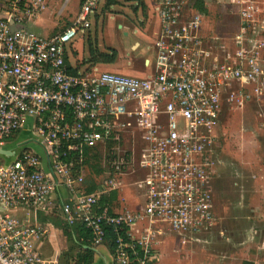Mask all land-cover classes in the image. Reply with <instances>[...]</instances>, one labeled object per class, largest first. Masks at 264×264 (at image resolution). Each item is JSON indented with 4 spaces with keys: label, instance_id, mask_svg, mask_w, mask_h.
Returning <instances> with one entry per match:
<instances>
[{
    "label": "built area",
    "instance_id": "1",
    "mask_svg": "<svg viewBox=\"0 0 264 264\" xmlns=\"http://www.w3.org/2000/svg\"><path fill=\"white\" fill-rule=\"evenodd\" d=\"M45 1L0 0V13L20 25L12 28L0 17V147L30 117L50 168L71 193L60 206L65 222H83L92 244L113 227L115 264H154L162 225L183 239H197L214 223L216 128L223 104L237 96L240 103L264 107V0H231L237 30L220 52L212 47L218 36L207 33L205 12L185 0H151L152 56L143 58L149 68L143 74L95 64L68 72L66 47L90 26L98 0H81L71 24L38 36L25 23ZM127 139L139 144L143 176L134 183L143 202L111 212L100 200L117 191L132 163L130 148H123ZM107 142L108 172L86 191L84 174L72 173V160L85 147ZM39 163L27 149L7 161L0 154V264H42L35 242L46 227L10 212L40 203L52 190ZM140 221L145 226L134 235Z\"/></svg>",
    "mask_w": 264,
    "mask_h": 264
},
{
    "label": "rangeland",
    "instance_id": "2",
    "mask_svg": "<svg viewBox=\"0 0 264 264\" xmlns=\"http://www.w3.org/2000/svg\"><path fill=\"white\" fill-rule=\"evenodd\" d=\"M185 1L189 5L196 2V0ZM76 2L77 0H46L45 8L37 14L39 18L35 19L37 15L30 18V24L28 25L26 21L25 28L38 36H46L52 30L51 27L56 24L60 27L55 31L60 30L62 26L68 25V21L64 22L63 15L58 16L57 9L60 7L65 13V11L74 9ZM203 2L206 9L207 33L218 36L213 40L212 47L220 52L222 48L231 46L232 37L237 30L238 17L235 13V5L230 0H203ZM95 11L97 13L94 14L93 11L90 13V26L83 33L86 51L88 41L103 50L113 47L118 54L115 61L118 66L135 70L133 74L148 73L149 68L143 65V58L152 56V49L148 48L153 38L155 19L152 15L151 0H145V4L141 0H113L111 2L98 0ZM120 24L123 26H119ZM81 32L83 31H78L74 39ZM139 42L140 46L136 48ZM141 47L146 48L145 52L141 51ZM66 48L70 53L68 46ZM96 67L97 69L107 68L103 64ZM83 69L80 68L79 71ZM235 88L236 86L233 85L232 89ZM226 95L229 96V93L227 92ZM260 108L261 113L258 110ZM218 123L220 124L215 158L216 167L219 163V176L214 179V209L219 224L215 231L204 235L207 239L205 242L201 240V238L204 239V232L202 236L198 234L201 236L200 239L199 237L183 239L169 230L167 226L162 225V232L156 236L157 241L153 246L154 259H157L159 254L166 259L167 236H170L172 240L169 247L175 250L180 261L195 264L198 250L204 249L203 252L209 253L214 251L217 253L218 250L226 251V244L229 241L224 235H227L230 240H238L253 226L252 219H247L245 216L251 204L259 208L258 206L263 204L261 200H264L257 191L260 188L259 180L264 175V107H259L252 101L240 103L236 96L232 102L226 101L223 104ZM123 148H130L132 163L130 167L123 170L119 178L115 199L117 196L130 199L132 206L128 207L133 209L143 202L134 183L143 176L138 160L139 144L132 146L131 140L127 139ZM104 156L105 148L101 146L90 149L85 158L82 154L80 158L72 160V173L82 172L84 174L85 187L95 188L105 178L108 172V162ZM91 164L99 165L102 170L95 172ZM136 225L140 228L145 226L142 221ZM220 229L225 233L223 237L217 236V231ZM185 249H190L191 252L186 253ZM154 264H157L155 260Z\"/></svg>",
    "mask_w": 264,
    "mask_h": 264
},
{
    "label": "crops",
    "instance_id": "3",
    "mask_svg": "<svg viewBox=\"0 0 264 264\" xmlns=\"http://www.w3.org/2000/svg\"><path fill=\"white\" fill-rule=\"evenodd\" d=\"M80 2L81 0H77L74 9L65 11V13H63V9L59 7L57 9L58 16L63 15L64 22L68 21V25L71 24L79 8ZM95 13L97 12L94 11V14ZM37 18H39V15H37L35 19L37 20ZM28 23L29 20L27 21V24ZM123 24H120L119 26H123ZM58 27H60L58 26V24L52 26L51 27L52 32L50 31V33L46 34V36H49L59 31V30L55 31L56 29H58ZM62 28H64V26H62ZM85 31L87 30L81 32L78 35V37L68 45V49L70 53L66 48L67 63L70 66L77 68V72H80L79 71L80 68L85 69L89 66V64L85 62L86 58L88 57V49L86 51L85 43H84L85 40L83 37V33H85ZM139 46H140V42L137 44L136 48H138ZM102 64L107 67L106 68L107 70H115L124 73H131V74L136 72L135 70L129 69L125 66L120 67V65L118 66L116 62L96 63L95 66ZM219 124L220 123L217 122V128H216L217 137H218ZM34 130H33L31 118L27 117L22 127L12 136L6 139L3 146L4 148H6L8 152L7 155L5 156L6 157L5 160L6 161L11 160L14 156H16L18 151L21 149H27L32 152H35L36 154H38L40 159V163H39L40 168L49 175L50 180L53 183L52 185L53 187L52 190L40 203L35 205H22V204L16 205L10 208V212L15 217H18L22 220H26L31 223L40 224L46 227L47 229L46 234L35 242V246L42 256V264H72L75 262V251H79V248L75 245L76 244L75 235L72 233L70 227L67 226V224H65L64 222L60 207L62 202H64L70 197L71 193L64 184L60 183L61 181L59 176L56 175L53 172V170L50 168L47 151L43 146V144L41 143L39 135ZM217 147H218V141L216 148ZM216 148H215V156H217ZM218 166L219 163L217 164V167L215 169V173H216L215 179H217L219 176ZM259 184H260L259 185L260 188L256 190L260 192V195L264 198V175L261 176V179L259 180ZM130 201H131L130 199L128 200L125 199L124 197L119 198V196H117V198L113 201L114 202L112 205L113 210H118L121 207L131 208L128 207V206H132ZM261 202L263 204H261V206H258L259 208H255L253 204H251L248 213L245 216L247 219L249 218L252 219L251 224L253 225L250 229L246 231L247 234L243 235L241 239L238 240H230L229 237H227V235H224L226 240L229 241L226 244L227 245L226 251L218 250L219 252L217 253L215 251L213 253L211 252L209 253L207 251L203 252L202 250L204 249L198 250L197 251L198 257L196 256L195 264H264V200H261ZM218 224H219V219L216 215L212 227L209 228V230L204 231L203 234L204 239L201 238V240L205 242L207 239H205L206 236L204 235L215 231ZM140 229L141 228L139 227V225H134L132 233L134 235H137ZM222 229L217 231V236L223 237V234L225 233L223 232ZM200 235L198 236L199 239L202 236ZM166 240H167L166 259L162 258L163 255L159 254L157 259H155L156 263L186 264L187 262L184 261L183 263L182 262L183 260L180 261V258L176 256L177 253L174 252L175 250L169 247V244L172 241L171 237L167 236ZM89 242L91 244L93 257H92V261L88 264H115L114 255L106 245L105 241L100 242L98 244H92L90 240ZM83 246L87 247V245H83ZM185 252L190 253L191 250L185 249Z\"/></svg>",
    "mask_w": 264,
    "mask_h": 264
},
{
    "label": "trees",
    "instance_id": "4",
    "mask_svg": "<svg viewBox=\"0 0 264 264\" xmlns=\"http://www.w3.org/2000/svg\"><path fill=\"white\" fill-rule=\"evenodd\" d=\"M111 2L113 0H108V2ZM143 2V0H141ZM193 5L203 11L206 12L205 6L203 4V0H196L195 3H193ZM117 51L115 48L110 47L106 50H101L99 49V47L96 44H93L91 41H88V57L86 58L85 62L89 64V66L87 68L84 69V71L89 70L91 65H94L96 63H113L116 61L117 59ZM64 60L66 62V69L68 72L70 73H75L77 72V68H74L72 66H70L67 63V56H64ZM13 135V134H12ZM11 135V136H12ZM112 143L107 142L105 144H99L96 146H92V147H85L83 150V157L85 158L86 154L88 153V151L90 149H93L95 147H101L105 148V156L104 158L108 159L109 156V148L110 145ZM91 168H93V170L95 172H100L102 169L101 167L97 164H91ZM93 189V187H86V191H91ZM115 190H113L107 197H102L100 200V204H105L108 203L110 205L109 210L112 212L113 211V207H112V201L113 199L115 200ZM65 222V220H64ZM65 224H67L65 222ZM67 226L70 227L72 233L75 235L76 237V246L79 248V251H75V262L76 264H88L92 261V257H93V252L91 249V244L89 242L90 238H91V233H90V229L88 227H86L84 225L83 222L76 220L75 222H73L72 224H67ZM105 235L103 237V241H105L106 245L108 246V248L110 249V251L112 253H114V248H115V244H114V238L117 234L116 230H114L113 227H107L105 229ZM120 232L123 233V230H120ZM102 241V242H103ZM83 245H87V247H84ZM114 255V254H113Z\"/></svg>",
    "mask_w": 264,
    "mask_h": 264
},
{
    "label": "water",
    "instance_id": "5",
    "mask_svg": "<svg viewBox=\"0 0 264 264\" xmlns=\"http://www.w3.org/2000/svg\"><path fill=\"white\" fill-rule=\"evenodd\" d=\"M0 17H4V18H7V14L6 13H0ZM8 22L10 23L11 27L12 28H19L20 25H17L13 22V19L12 18H7ZM7 150L6 148L4 147H0V154L4 157V159L6 158L5 156L7 155Z\"/></svg>",
    "mask_w": 264,
    "mask_h": 264
}]
</instances>
